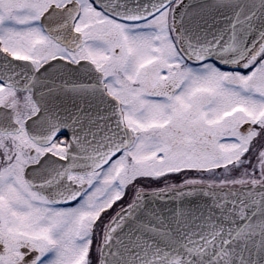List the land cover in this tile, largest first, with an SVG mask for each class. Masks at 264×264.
Segmentation results:
<instances>
[{"label": "snow or ice", "instance_id": "6c2138e0", "mask_svg": "<svg viewBox=\"0 0 264 264\" xmlns=\"http://www.w3.org/2000/svg\"><path fill=\"white\" fill-rule=\"evenodd\" d=\"M0 264H264V0H0Z\"/></svg>", "mask_w": 264, "mask_h": 264}]
</instances>
